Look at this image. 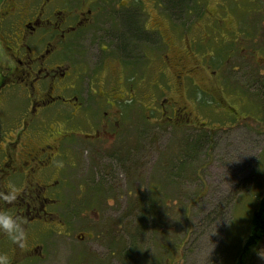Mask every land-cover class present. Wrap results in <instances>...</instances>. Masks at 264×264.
Here are the masks:
<instances>
[{"label":"rangeland","instance_id":"obj_1","mask_svg":"<svg viewBox=\"0 0 264 264\" xmlns=\"http://www.w3.org/2000/svg\"><path fill=\"white\" fill-rule=\"evenodd\" d=\"M104 1L96 3L104 9L118 2ZM137 5L138 23L159 28L151 36L153 59L136 63L144 80L134 77L133 87L137 105L153 116L143 122L140 112L127 130L126 141L138 142L132 170L116 164L95 212L78 205L74 237H64L56 254L37 264H264V234L257 246L244 247L251 213L264 197V0ZM123 20L120 37L134 44ZM135 44L145 47L142 40ZM163 44H169L164 60L156 52ZM113 64L108 71L119 72ZM179 65L190 77L175 78ZM170 103L186 107L190 124H174L172 112L160 107ZM17 114L3 117L2 134L17 124ZM82 152L73 168L77 182L83 171L98 169ZM147 201L157 207L150 217ZM81 232L83 240L75 237Z\"/></svg>","mask_w":264,"mask_h":264},{"label":"flooded vegetation","instance_id":"obj_2","mask_svg":"<svg viewBox=\"0 0 264 264\" xmlns=\"http://www.w3.org/2000/svg\"><path fill=\"white\" fill-rule=\"evenodd\" d=\"M99 1L0 0V122L18 111L13 129L0 132V191L10 180L21 188L15 201L0 200V209L22 217L27 233L23 249L0 233V252L7 253L9 264L42 262L48 253L56 254L64 237H74L76 207L95 212L102 203L96 197L110 186L105 180L114 177V166L132 170L138 142L126 141L127 130L137 118L147 122L153 116L137 105L134 77L144 80L136 63L153 59L151 36L159 28L138 23V0H118L116 6L103 0L107 12ZM123 18L134 44L120 37ZM138 40L145 47L138 48ZM163 45L164 51L156 52L164 60L169 44ZM193 45L187 44L188 51ZM110 62L120 66L119 72L108 71ZM189 71L179 65L175 78L190 77ZM160 107L172 112L174 124L180 126V119L190 124L185 106ZM158 109L152 107L151 113ZM81 150L90 153L98 169L83 171V181L77 182L73 168L84 155ZM75 237L83 240L85 234Z\"/></svg>","mask_w":264,"mask_h":264},{"label":"clouds","instance_id":"obj_3","mask_svg":"<svg viewBox=\"0 0 264 264\" xmlns=\"http://www.w3.org/2000/svg\"><path fill=\"white\" fill-rule=\"evenodd\" d=\"M21 188L11 180L7 182V190L0 191V200L13 202L17 199ZM25 221L7 209H0V233H3L13 244L23 249L27 243ZM264 258V254H261ZM0 264H9L7 253L0 252Z\"/></svg>","mask_w":264,"mask_h":264},{"label":"trees","instance_id":"obj_4","mask_svg":"<svg viewBox=\"0 0 264 264\" xmlns=\"http://www.w3.org/2000/svg\"><path fill=\"white\" fill-rule=\"evenodd\" d=\"M175 5L177 6L178 4H171V7H173ZM181 9L182 10L184 9V11H185V7L184 8L181 7ZM138 33H139V37H140L141 32L139 31ZM146 204L147 205L144 206L145 207L144 210L148 214V216L149 215L151 216V212L154 213L156 211V209H155L156 206L152 207L151 203L148 201ZM257 204L258 205L256 206V208L251 213L249 231L247 233V238L245 240L246 242L244 243L245 248L248 246L249 247L257 246L258 240H260L264 234V197H263V199L259 200ZM154 209H155V211H154Z\"/></svg>","mask_w":264,"mask_h":264}]
</instances>
